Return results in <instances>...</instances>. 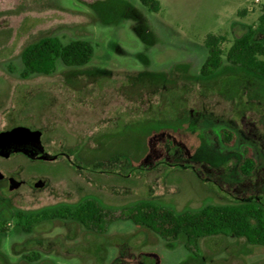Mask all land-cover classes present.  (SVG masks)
<instances>
[{
	"label": "rangeland",
	"instance_id": "374dc122",
	"mask_svg": "<svg viewBox=\"0 0 264 264\" xmlns=\"http://www.w3.org/2000/svg\"><path fill=\"white\" fill-rule=\"evenodd\" d=\"M159 1L154 13L138 0H0V132L42 129L58 156L0 157V171L16 170L25 182L0 193V264H264V246L231 235L203 238L194 255L184 237L166 242L129 221L85 229L70 219L29 227L14 217L84 199L114 211L146 199L178 212L240 205L237 187L264 181V79L228 65L198 81L206 36L224 35L226 53L258 26L264 0ZM46 37L91 42L92 62L23 79L24 49ZM149 149L164 154L144 163ZM245 150L258 168L247 179L239 173ZM178 162L188 168L171 166ZM193 167L207 171L204 181ZM31 253L37 261L25 259Z\"/></svg>",
	"mask_w": 264,
	"mask_h": 264
},
{
	"label": "trees",
	"instance_id": "16d2710c",
	"mask_svg": "<svg viewBox=\"0 0 264 264\" xmlns=\"http://www.w3.org/2000/svg\"><path fill=\"white\" fill-rule=\"evenodd\" d=\"M140 4L154 13L162 9L159 0H138ZM256 28L247 31L234 40L227 52L222 45L224 35L210 33L206 36L204 47L207 57L200 68L198 81H208L215 77L225 66L256 79H264V38L258 39L259 31L264 30V6ZM94 46L87 40H75L64 44L58 37H46L27 46L21 61V77L50 76L60 66L83 68L94 57ZM222 139L225 144L233 142L231 131L224 130ZM256 163L250 156L244 157L240 164L243 175H249ZM117 213V216L111 214ZM127 213L130 217L123 216ZM14 217L25 220L29 227L43 221L57 218L75 220L86 226L104 228L116 222L129 221L137 227L147 228L166 242H176L185 238V248L196 255L203 238L217 235H231L245 238L252 245L264 246V209L255 205H217L208 204L200 209L176 211L169 206L146 199L117 211L104 207L94 199H84L76 205L57 204L34 212H15ZM24 228H26L24 226ZM27 232L29 229H25ZM7 232V221L0 222V236ZM39 255L31 253L25 259L35 262Z\"/></svg>",
	"mask_w": 264,
	"mask_h": 264
},
{
	"label": "flooded vegetation",
	"instance_id": "af4514ba",
	"mask_svg": "<svg viewBox=\"0 0 264 264\" xmlns=\"http://www.w3.org/2000/svg\"><path fill=\"white\" fill-rule=\"evenodd\" d=\"M20 127H25V126H16L13 128H8L6 130L1 131L0 133L3 132H8V131H12L14 129L20 128ZM30 129L33 132L36 131H40L41 132V137H40V141H35L32 137L28 136L25 139L19 140V141H12L6 144H3L2 147H0V157L2 158H11L12 156H16V155H20V156H24L29 160L35 161V160H45V161H54L58 158L57 155L49 152L46 149V146L43 143V139L44 138V130L42 129H38V128H29V127H25ZM224 130H228V129H222V133ZM230 131V130H228ZM163 135V134H161ZM160 135V136H161ZM160 136H153L150 139H156V137ZM164 154L163 150H152L149 149V153L147 154V156H145L143 158L144 163H147L150 158H153V160L155 161V163L158 161V159L161 158V156ZM248 155V152L245 150L244 151V155H243V159L244 157H246ZM43 156H45L46 158H42ZM250 156V155H248ZM251 157V156H250ZM253 158V157H251ZM242 159V161H243ZM254 159V158H253ZM256 166L255 168H253L251 170V173L249 175H243L240 171V165H239V173L241 174L242 177H244L245 179L252 177L254 174H256V172L258 171L257 168V161L256 159H254ZM154 163V165H155ZM241 164V162H240ZM181 166L183 168H188V166L186 167V165H183V162L181 163H175L171 166ZM153 167V166H152ZM192 168V166H191ZM194 173L197 177H199L200 179H202L203 181L206 179L203 175L207 172L205 170H200V169H195V167H193ZM209 172H211V170H208ZM213 172V171H212ZM0 174L2 175L0 177V193L2 191V189H10L12 192H17L20 189H22L24 187L25 182L19 177V174L16 170H9L6 171L5 173H2L0 171ZM204 177V178H202ZM208 179H210L211 182H214L216 185H218L219 189H222V186L219 185L217 183V181L212 180L211 178L208 177ZM43 183L39 182V183H35V186H41ZM255 185L254 188H244V186H239L237 187V189L240 191L239 196H234L238 201H240L241 205H255L257 207H261L264 209V205L263 201H264V193H261L262 191L260 189L264 188V181H262L261 183H259ZM244 188V189H243ZM256 189H259L256 191ZM63 204H69V205H73L75 203H63ZM100 204V203H99ZM111 216H115V214H111ZM70 222L76 223L78 224L80 227H83L86 229L84 224H80L78 222H76L75 220H71Z\"/></svg>",
	"mask_w": 264,
	"mask_h": 264
},
{
	"label": "water",
	"instance_id": "95a60500",
	"mask_svg": "<svg viewBox=\"0 0 264 264\" xmlns=\"http://www.w3.org/2000/svg\"><path fill=\"white\" fill-rule=\"evenodd\" d=\"M28 136L32 137L35 141H40L41 132L40 131L33 132L28 128L20 127L12 131L0 133V147H2L3 144L12 141L16 142L25 139ZM42 158H46V157L43 156ZM1 176L2 175L0 174V177Z\"/></svg>",
	"mask_w": 264,
	"mask_h": 264
},
{
	"label": "built area",
	"instance_id": "2783aa9c",
	"mask_svg": "<svg viewBox=\"0 0 264 264\" xmlns=\"http://www.w3.org/2000/svg\"><path fill=\"white\" fill-rule=\"evenodd\" d=\"M252 1V4H253V6L255 7H257V6H260L261 5V0H251Z\"/></svg>",
	"mask_w": 264,
	"mask_h": 264
},
{
	"label": "crops",
	"instance_id": "0c3cea01",
	"mask_svg": "<svg viewBox=\"0 0 264 264\" xmlns=\"http://www.w3.org/2000/svg\"><path fill=\"white\" fill-rule=\"evenodd\" d=\"M217 35H219V34H217Z\"/></svg>",
	"mask_w": 264,
	"mask_h": 264
}]
</instances>
